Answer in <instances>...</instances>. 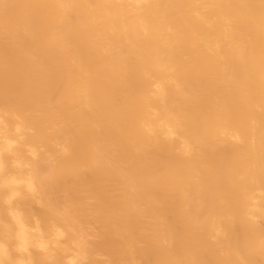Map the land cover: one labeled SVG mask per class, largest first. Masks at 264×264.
<instances>
[{"label":"bare ground","instance_id":"6f19581e","mask_svg":"<svg viewBox=\"0 0 264 264\" xmlns=\"http://www.w3.org/2000/svg\"><path fill=\"white\" fill-rule=\"evenodd\" d=\"M0 264H264V0H0Z\"/></svg>","mask_w":264,"mask_h":264}]
</instances>
